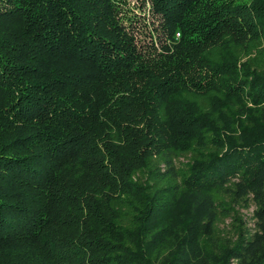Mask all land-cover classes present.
Listing matches in <instances>:
<instances>
[{"label":"trees","instance_id":"obj_1","mask_svg":"<svg viewBox=\"0 0 264 264\" xmlns=\"http://www.w3.org/2000/svg\"><path fill=\"white\" fill-rule=\"evenodd\" d=\"M149 1L0 0V264H264V0Z\"/></svg>","mask_w":264,"mask_h":264},{"label":"rangeland","instance_id":"obj_2","mask_svg":"<svg viewBox=\"0 0 264 264\" xmlns=\"http://www.w3.org/2000/svg\"><path fill=\"white\" fill-rule=\"evenodd\" d=\"M149 3V0H119L121 8L120 10H122L121 13L126 16V21L129 20L132 22L133 26L136 28V34H138L139 37H143L144 32L147 30L144 19H147L146 21L148 23L153 22L152 16L149 17ZM233 47L237 52H239L238 54L242 56V61L257 54L254 51L249 54L248 51L245 50L247 49L245 47H236V45H234ZM260 48L264 51V42L260 45ZM214 51L218 53V51L220 50L215 49ZM190 97L197 100L204 109H209L211 107V95L194 94ZM194 155L195 152L192 150L187 152L173 153L172 157L174 171L176 174L175 176L180 177L181 175L187 173L188 167L192 162V158L194 157ZM169 174L170 173L168 172V167L164 163L163 159H159V157L154 158V160L152 161V184L157 183L163 185L166 182L163 177L168 179ZM146 175L147 173L143 175V178L147 177ZM233 206L234 209L228 210V214L220 218L217 224L216 232L222 239L233 240L236 238L238 231L241 230V228H248L252 230L255 226V205L253 204V202L235 203L233 204Z\"/></svg>","mask_w":264,"mask_h":264}]
</instances>
